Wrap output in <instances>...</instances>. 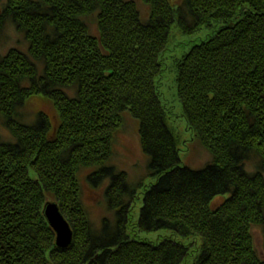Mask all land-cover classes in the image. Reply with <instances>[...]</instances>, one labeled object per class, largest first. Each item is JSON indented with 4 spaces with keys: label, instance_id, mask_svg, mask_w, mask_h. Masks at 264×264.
I'll return each mask as SVG.
<instances>
[{
    "label": "trees",
    "instance_id": "1",
    "mask_svg": "<svg viewBox=\"0 0 264 264\" xmlns=\"http://www.w3.org/2000/svg\"><path fill=\"white\" fill-rule=\"evenodd\" d=\"M141 1L145 20L128 0H0V42L10 25L28 49L0 55V264H264L251 235L264 234V0ZM174 25L212 31L176 63L187 129L210 156L195 171L180 166L156 85ZM40 96L54 124L44 113L25 122ZM125 113L138 122L147 185L110 165ZM87 169L91 185L109 181L112 218L99 230L81 199ZM48 198L70 223L67 250L44 220ZM158 231L171 235L138 237Z\"/></svg>",
    "mask_w": 264,
    "mask_h": 264
},
{
    "label": "rangeland",
    "instance_id": "2",
    "mask_svg": "<svg viewBox=\"0 0 264 264\" xmlns=\"http://www.w3.org/2000/svg\"><path fill=\"white\" fill-rule=\"evenodd\" d=\"M128 1L135 2L142 19H147L149 11L143 1ZM174 2L175 6L182 4V0ZM95 17L96 15L89 17L88 22L90 25L91 35L98 37L99 35L97 25L95 23ZM211 32L212 31L208 29L201 28L200 32L197 34L185 35L174 25L170 29V36L167 42L168 45L161 57L162 72L160 73L159 80L156 83L159 98L161 99L167 114L168 126L177 140L180 166H186L194 171L204 168L206 164L210 162V156L206 150L196 143L192 131L187 129L186 119L183 117V109L181 107L179 97H177V75L175 74L176 63L190 50L193 45L198 44L200 39L210 35ZM1 39V56L6 55V53L11 49L19 50L24 54L28 53L25 39L21 36V34L16 32L12 26L8 25L6 27L5 33ZM66 91L70 97H73L75 94L73 89H68ZM27 103V107L22 110L25 122L30 123L36 115L44 113L54 124L56 121V113H54L52 104L47 99L40 96L29 99ZM125 114L126 115L123 116L124 123L115 134L113 142L114 155L111 157L110 165L114 166L118 172L121 171L127 175V184L129 186L135 187L141 180H143V183L147 185L151 182V178L146 174L148 163L147 158L141 151L138 122L133 119L129 113ZM1 135L5 137V140L9 139L7 133L3 130H1ZM92 171V169H87L79 175L80 188L82 189L81 199L82 204L87 211L88 220H90L95 230H99L104 218H108L110 220L112 218V214L109 213L106 208V201L104 198V192L109 184V181L105 179L96 186L91 185L89 181H87V175ZM47 200V202L57 203L50 198ZM141 201L142 196L138 194L137 200L133 204L134 208L131 214L132 223H135L138 219ZM167 235L171 234L166 231H158L155 233L142 232L138 234V237L139 239H147L148 241L155 242L157 238L166 237ZM251 235H253V243L256 247L258 255L262 260H264V234H262L261 228L253 227Z\"/></svg>",
    "mask_w": 264,
    "mask_h": 264
},
{
    "label": "water",
    "instance_id": "3",
    "mask_svg": "<svg viewBox=\"0 0 264 264\" xmlns=\"http://www.w3.org/2000/svg\"><path fill=\"white\" fill-rule=\"evenodd\" d=\"M42 211L45 222L55 234V248L67 250L73 243V232L69 222L64 219L59 210L58 204L47 202Z\"/></svg>",
    "mask_w": 264,
    "mask_h": 264
}]
</instances>
